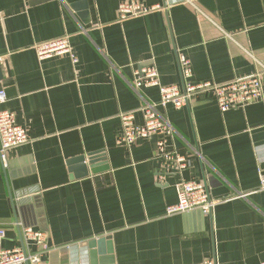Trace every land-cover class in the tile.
I'll return each instance as SVG.
<instances>
[{"label": "crops", "instance_id": "obj_1", "mask_svg": "<svg viewBox=\"0 0 264 264\" xmlns=\"http://www.w3.org/2000/svg\"><path fill=\"white\" fill-rule=\"evenodd\" d=\"M121 1L0 0V108L29 136L0 159L2 246L32 227L54 247L41 264H91L85 244L106 236L113 264L264 262V75L262 98L243 107L222 112L210 94L158 107L177 132L171 146L191 161L181 178L220 200L210 214L166 215L180 176L158 182L156 138L118 142V114L141 123V105L159 99L155 86L134 88L135 70L154 64L162 85L180 86V55L194 81L250 74L251 55L264 64V0H135L166 8L118 21ZM63 35L75 64L66 54L38 59L34 44Z\"/></svg>", "mask_w": 264, "mask_h": 264}, {"label": "built area", "instance_id": "obj_2", "mask_svg": "<svg viewBox=\"0 0 264 264\" xmlns=\"http://www.w3.org/2000/svg\"><path fill=\"white\" fill-rule=\"evenodd\" d=\"M176 1L197 8L194 0ZM165 8L166 5L159 3L146 5L135 0H122L117 9L118 21L142 16L153 11H164ZM34 50L40 60L66 54L72 63L77 62V55L67 35L37 42L34 44ZM250 57L256 66L252 73L220 83L208 80H191L189 60L184 55H180L178 58L180 74L184 79L180 86L176 84L162 85L154 64L143 66L133 72L134 80L132 83L134 88L155 86L159 91V99L156 104L145 101L141 105L139 108L142 116L141 123L136 122L134 111L118 114L121 124L118 142L129 147L140 139L156 138L154 159L157 162L158 182L163 183L171 171H176L180 176L179 181L175 184L177 199L165 207L166 215L188 212L194 209H199L204 214H210L220 200L210 197L201 181L181 178L182 171L189 167L191 161L175 146H171L170 142L175 138L177 132L158 107L164 109L170 104L175 108H182L188 106V103L196 97L207 94L215 98L222 112L258 101L263 94L264 64L252 55ZM6 101V92L4 88L0 87V106ZM28 141L27 131L16 122L15 114L8 109L0 108V159L4 161L12 149ZM260 186L264 187L263 175L260 177ZM4 237L5 230L0 227V264H41L43 256L54 249L49 243L48 234L32 227L22 228L21 243L13 248L2 246ZM198 264H215V262L205 259ZM260 264H264V262Z\"/></svg>", "mask_w": 264, "mask_h": 264}, {"label": "water", "instance_id": "obj_3", "mask_svg": "<svg viewBox=\"0 0 264 264\" xmlns=\"http://www.w3.org/2000/svg\"><path fill=\"white\" fill-rule=\"evenodd\" d=\"M77 161L85 162V158L83 156L76 158ZM89 165V168H93V164L95 159L93 154H89L88 160L86 161ZM84 168V167H83ZM95 170H92L94 172ZM87 248H89L91 264H96L98 259L97 255L105 254L104 257H100L102 260H106V264H113V256H112V246L111 242L109 241V236L102 237L100 239H91L87 241L85 244Z\"/></svg>", "mask_w": 264, "mask_h": 264}]
</instances>
